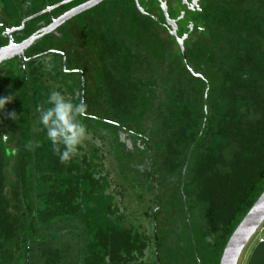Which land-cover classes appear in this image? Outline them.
<instances>
[{
	"label": "trees",
	"instance_id": "obj_1",
	"mask_svg": "<svg viewBox=\"0 0 264 264\" xmlns=\"http://www.w3.org/2000/svg\"><path fill=\"white\" fill-rule=\"evenodd\" d=\"M116 40L105 39L114 68L101 70L98 100L84 102L80 122L108 152L118 149L117 173L142 171L147 189L131 198L134 179L128 195L112 188L97 142L59 161L36 111L51 91L64 94L55 63L0 65V98H13L0 110V134H9L0 137V264H203L264 192V0H240L186 51L201 77L172 48L157 64L151 48L141 54ZM76 46L71 39L74 56ZM119 150L139 164L125 166ZM125 198L146 210L136 227L120 210Z\"/></svg>",
	"mask_w": 264,
	"mask_h": 264
},
{
	"label": "flooded vegetation",
	"instance_id": "obj_2",
	"mask_svg": "<svg viewBox=\"0 0 264 264\" xmlns=\"http://www.w3.org/2000/svg\"><path fill=\"white\" fill-rule=\"evenodd\" d=\"M7 1L16 10L17 17L0 19V48L8 45L10 38L14 43L20 44L30 37H37L40 30L51 25L60 16L91 0H71L55 8L52 7L66 0ZM0 2L4 5V0ZM239 2L240 0H100L34 40L24 54L0 65L19 62L25 68V64L31 59L53 55L54 59L45 64L51 71L55 63L59 68L57 71L62 72L60 81L56 82L65 87L64 95L73 101L94 102L98 100L95 88L99 85L101 70H104L105 65L108 66V71L114 68L110 65L111 51L103 46L105 39L110 38L112 44L118 37V41L122 40L126 45L125 48H132L141 54L147 51V47L151 48L150 55L155 53L157 64L161 61L163 46L172 48L184 56L183 61L193 75L201 77L200 73L191 69L186 51L209 40L228 9ZM1 9L3 13V6ZM73 21H77L74 25L76 29L71 25ZM44 39L49 41L43 48L37 47ZM71 39H77L78 46L71 49L77 52L76 56L68 47ZM105 49L106 56L103 53ZM103 60L107 63L104 64Z\"/></svg>",
	"mask_w": 264,
	"mask_h": 264
},
{
	"label": "clouds",
	"instance_id": "obj_3",
	"mask_svg": "<svg viewBox=\"0 0 264 264\" xmlns=\"http://www.w3.org/2000/svg\"><path fill=\"white\" fill-rule=\"evenodd\" d=\"M12 96L0 98V110L11 102ZM47 108L37 106L39 123L46 131L47 138L51 141L52 150L58 155L61 163H68L73 157L82 155L79 148L84 145L88 136L86 126L80 122L84 115L86 104L81 100L74 103L73 99L66 97L60 91L53 90L47 100ZM16 113H8V118H16ZM6 142L9 134H0ZM38 143L33 145L39 147Z\"/></svg>",
	"mask_w": 264,
	"mask_h": 264
},
{
	"label": "rangeland",
	"instance_id": "obj_4",
	"mask_svg": "<svg viewBox=\"0 0 264 264\" xmlns=\"http://www.w3.org/2000/svg\"><path fill=\"white\" fill-rule=\"evenodd\" d=\"M7 3H9V2L7 1ZM0 5H1L0 6V19L1 20H6L8 18L9 19H15L17 17L16 10L12 9L13 7L3 10L4 12L1 13V10H2L1 7L4 6V5H2L1 2H0ZM76 22L77 21L71 22V25L72 26L76 25ZM73 29H76V26H74ZM48 41H49V39L42 40L40 42V44H37V47L43 48ZM40 58L42 60H44V61H50L51 59H54V56L53 55H51V56L49 55V56H43V57H40ZM95 112H96V114L98 116H101V117L104 116L102 111L96 110ZM94 122L97 123V124L99 123L98 121H94ZM86 140H88V142H97V144L100 145V152H99V154L101 155L100 162L103 165V168L101 169V173L109 175V178L111 179V182H112V188L115 187L116 184L122 185V186H124L126 188H125V190H121V191L124 193V195H128V192H130V190L132 189L131 186H133V182L132 181L134 179L135 180V182H134L135 190L134 191L131 190L132 191L131 193L133 194V195H131V198L136 197L134 195H138L139 193H141V191L143 192L144 190L147 189V185L144 184V181H142L143 183L141 181H139L141 179L140 175H142V174L139 175V172H142V171H139L137 174H136V172L135 173L131 172L132 174H129V177L125 176V178L122 177L123 174L117 173L118 171H117L116 166L113 163V160H112L113 157L112 156H114V155L116 156V154L118 153V151H117L118 149L113 148L114 150L112 151V153L114 155L112 153L108 152V142H107L106 139H102L104 145L101 147V145L103 144L102 141H100L101 139L99 140V138H98V140H97L96 138L92 137V133L89 132ZM120 153L123 156L124 160L122 159V161L124 162L125 166H126L127 162H129V165H130L131 162H133V160L139 159L138 156H137V153H135V152H132L131 156L126 155L125 153H123L122 150H119V154ZM136 164H139L138 160H136ZM127 165H128V163H127ZM137 169H139V168H137ZM127 186H128V189H127ZM116 188H117V186H116ZM139 195H141V194H139ZM142 195H144V193ZM127 198H125V201L123 202L124 204L120 203V210L122 212V215H123L124 219L127 221V223L130 222V223H132V226L136 227V226L140 225V222H141L142 218L145 219L144 215L146 214V210H144L141 205H133V204L131 205V203H126L127 202ZM120 199H121L120 201L123 200L122 197ZM127 204H128V206H127ZM111 205H112L111 207H112V210H113V207L115 206V200L111 201ZM112 210H109L108 211L109 214H107L109 222H111V219H114V216L112 215L114 210L113 211ZM127 212H129L130 214L127 213ZM140 214H141V216H140ZM134 215H136L137 217H133ZM219 249H221V248H219ZM209 251H210L208 253L209 254V256H208L209 259H205L203 264H216V262H218V260H220L223 250L217 251L216 249H209Z\"/></svg>",
	"mask_w": 264,
	"mask_h": 264
},
{
	"label": "water",
	"instance_id": "obj_5",
	"mask_svg": "<svg viewBox=\"0 0 264 264\" xmlns=\"http://www.w3.org/2000/svg\"><path fill=\"white\" fill-rule=\"evenodd\" d=\"M69 1L71 0L61 2L53 6L52 8L58 7ZM99 1L100 0H91L84 5L78 6L66 12L57 20H55L51 25L40 30V35H38L37 37H30L20 44L14 43L10 38L9 44L0 48V64L10 60L15 56L24 54V51L33 43L34 40L40 38L46 33L53 31L56 27L64 23L66 20L86 9H89ZM262 222H264V192L260 194L252 207L248 210V212L245 214V216L242 218V220L230 235L222 251L219 264H238L245 247L254 236L256 231L259 229Z\"/></svg>",
	"mask_w": 264,
	"mask_h": 264
},
{
	"label": "crops",
	"instance_id": "obj_6",
	"mask_svg": "<svg viewBox=\"0 0 264 264\" xmlns=\"http://www.w3.org/2000/svg\"><path fill=\"white\" fill-rule=\"evenodd\" d=\"M251 239L238 264H264V222Z\"/></svg>",
	"mask_w": 264,
	"mask_h": 264
}]
</instances>
